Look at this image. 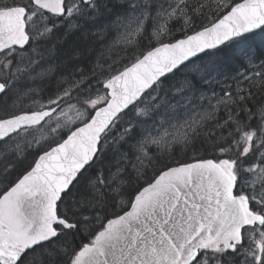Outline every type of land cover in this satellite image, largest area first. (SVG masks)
<instances>
[{
  "label": "snow or ice",
  "instance_id": "6c2138e0",
  "mask_svg": "<svg viewBox=\"0 0 264 264\" xmlns=\"http://www.w3.org/2000/svg\"><path fill=\"white\" fill-rule=\"evenodd\" d=\"M0 264H264V0H0Z\"/></svg>",
  "mask_w": 264,
  "mask_h": 264
}]
</instances>
